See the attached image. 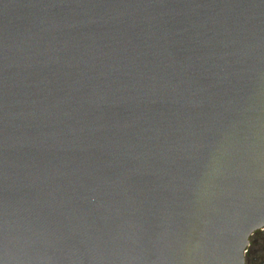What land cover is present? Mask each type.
<instances>
[{
	"label": "water",
	"instance_id": "water-1",
	"mask_svg": "<svg viewBox=\"0 0 264 264\" xmlns=\"http://www.w3.org/2000/svg\"><path fill=\"white\" fill-rule=\"evenodd\" d=\"M256 232L264 0H0V264H248Z\"/></svg>",
	"mask_w": 264,
	"mask_h": 264
},
{
	"label": "trees",
	"instance_id": "trees-1",
	"mask_svg": "<svg viewBox=\"0 0 264 264\" xmlns=\"http://www.w3.org/2000/svg\"><path fill=\"white\" fill-rule=\"evenodd\" d=\"M260 242L262 245V249L259 250L257 254H254V247L255 244ZM264 256V234L261 232H256L250 239V246L247 250L246 254V262L248 264H255L260 262L263 259Z\"/></svg>",
	"mask_w": 264,
	"mask_h": 264
},
{
	"label": "rangeland",
	"instance_id": "rangeland-1",
	"mask_svg": "<svg viewBox=\"0 0 264 264\" xmlns=\"http://www.w3.org/2000/svg\"><path fill=\"white\" fill-rule=\"evenodd\" d=\"M255 245L256 246L254 247V252H255L254 254H257L259 252V250L262 249V245L260 242L256 243Z\"/></svg>",
	"mask_w": 264,
	"mask_h": 264
}]
</instances>
